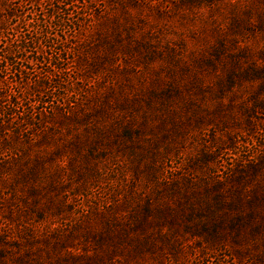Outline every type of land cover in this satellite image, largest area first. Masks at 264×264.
<instances>
[{
	"label": "rangeland",
	"instance_id": "1",
	"mask_svg": "<svg viewBox=\"0 0 264 264\" xmlns=\"http://www.w3.org/2000/svg\"><path fill=\"white\" fill-rule=\"evenodd\" d=\"M90 1L103 12L78 37L83 88L89 86L82 107L88 121L68 123L48 136L51 145L40 155L48 171L60 170L55 183L39 175L33 195L28 185L10 192L0 183L3 229L20 248L17 253L12 247L13 256L35 254L31 264H44L45 239L63 240L84 227L100 231V218L113 207L126 216L130 210L121 205L127 201L152 205L157 193L171 207L187 196L194 204L212 202L203 191L211 184L207 177L242 175L264 157V0ZM6 7L13 11L5 18L0 2L2 21L27 13L17 0ZM70 30L57 32L70 38ZM86 142L93 153L77 157L69 144L83 153L80 144ZM257 175V184L246 176L225 181L223 188L230 190L212 204V214L204 209L202 218L186 219L191 210H179L170 232L182 249L180 262L231 264L232 257L237 264H264V168ZM188 176L196 183L184 188L181 177ZM177 180L182 192L175 197L166 187ZM249 208L255 213L251 220L244 215ZM233 209L241 219L235 232L227 227L235 221ZM201 223L217 230V243L185 228ZM26 224L35 228L29 233L33 245L25 240ZM80 238H70L71 244L86 248ZM199 245L208 246V258L197 262L189 253L197 254ZM158 246L145 251L142 262L128 258L122 264H157L158 252L167 253ZM98 253L101 263L108 261Z\"/></svg>",
	"mask_w": 264,
	"mask_h": 264
},
{
	"label": "trees",
	"instance_id": "2",
	"mask_svg": "<svg viewBox=\"0 0 264 264\" xmlns=\"http://www.w3.org/2000/svg\"><path fill=\"white\" fill-rule=\"evenodd\" d=\"M0 2L3 3L4 17H11L9 11L13 9H7L8 0ZM17 4L22 10H27V13L14 16L17 18L13 21L0 19V183L10 192L18 185H28L26 190L29 195H33L36 191L34 183L39 175L49 178L54 183V176H60V170L54 169L51 173L43 166L44 159L40 153L51 145L48 136L68 123L81 125L88 121V115L82 112V107L86 104L89 86L83 88V71L79 68L81 61L83 62L81 59L83 49L78 37L91 27L92 19L103 12V7L90 0H17ZM71 15L80 18L77 17L73 21ZM65 28L71 29L70 38H63L57 32V29ZM96 59L100 64L107 58L103 56ZM69 146L76 149L77 157L94 151V146L90 145V142H86L85 147L80 144L85 148L83 153L74 144ZM261 159L263 161L259 160L248 171L243 169L242 175L231 173L223 177L224 179L216 176L214 180L207 177L211 184L204 186L203 191L207 196H211L212 202L202 200L199 204H194V200L187 196L181 201L183 204H179L177 199L171 207L163 205L155 193L150 199L152 205L146 203L145 206V203L139 204L137 200L127 201L121 205L122 208L130 210L125 213L126 216L115 214L117 206L113 207L100 218V231H90L84 227L82 230H74L63 240L45 239L44 264H61L65 260L71 261L72 264L101 263L102 255H99V250L108 260L101 264H122L124 259L127 262L128 258L142 262L145 251H158V245L167 247V253L158 252L160 256L157 264H183L178 260L182 249L174 241L171 229V224L180 215L179 210L187 207L193 214L186 215V219L194 214L200 219L201 210H211L212 204H218L226 195L224 190L229 192L230 188H223L225 181L231 182L234 178L246 176L247 180L257 184L259 180L257 171L264 168V157ZM181 179L185 184L184 188L195 186L196 182L192 177ZM166 188L170 191L169 194L175 197L180 196L182 192L178 180ZM258 201L262 199H254V202ZM213 210L214 208L208 213L212 214ZM250 211L249 208V211L244 212L249 220L253 219L255 214ZM232 212L235 213V221L227 227L228 231L235 232L241 219L238 210L233 209ZM3 225L5 224L0 216V264L15 262L31 264L29 262L33 260L35 254L31 257H25L26 254L13 256L12 247L17 253L20 248L15 246V238L9 236L8 231H4ZM197 225L190 224L185 228L191 233L198 232L206 236L212 243L220 240V234L216 229H208L203 223ZM148 226L152 231H146ZM34 229L29 224L24 226L25 240L27 242L31 240L30 245H33L34 240L29 233ZM76 236L82 237L80 239L86 248H78L77 244L76 246L71 244L73 241H70V238ZM67 244L71 246H64ZM205 244L212 246L206 242ZM207 247L199 245L197 254L194 253L195 250H191L189 254L192 253L194 258L197 255V262L205 260L204 257L208 255ZM5 250L10 253H6ZM129 250L131 253H128ZM81 251H84L83 255L80 254ZM125 252L127 258L121 257L120 255ZM229 258L231 264L238 263L232 257ZM202 263L211 264L207 260Z\"/></svg>",
	"mask_w": 264,
	"mask_h": 264
}]
</instances>
